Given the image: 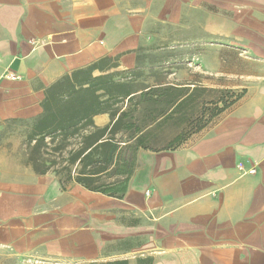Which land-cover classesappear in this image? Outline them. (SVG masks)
I'll return each mask as SVG.
<instances>
[{
  "label": "crops",
  "instance_id": "obj_1",
  "mask_svg": "<svg viewBox=\"0 0 264 264\" xmlns=\"http://www.w3.org/2000/svg\"><path fill=\"white\" fill-rule=\"evenodd\" d=\"M210 40L260 61L230 73L245 96L186 146L141 150L123 197L63 186L2 145L64 76ZM0 264H264V0H0Z\"/></svg>",
  "mask_w": 264,
  "mask_h": 264
},
{
  "label": "trees",
  "instance_id": "obj_2",
  "mask_svg": "<svg viewBox=\"0 0 264 264\" xmlns=\"http://www.w3.org/2000/svg\"><path fill=\"white\" fill-rule=\"evenodd\" d=\"M106 61L101 60L87 69L75 71L55 83L46 92L43 113L36 119L33 138L44 142L47 137L54 141L57 135L62 136L64 143L59 145L57 151H63L70 145L67 143L68 132H71L72 137L87 132L79 148L69 153L67 161L70 166L56 171L63 186L74 182L93 192L123 197L135 171L140 150L161 152L179 149L188 136L198 134L212 125L246 93L245 89L236 92L201 88L200 92L205 93L206 98L195 103L193 96L198 88L189 91L161 86L137 91L131 83L116 82L112 74L93 77L100 64ZM125 100H128L129 107L122 109L120 105ZM184 104H195V110L181 119L182 132L163 148H157L152 134L162 129ZM195 111L198 114L208 111V119L196 125L204 115L196 117ZM100 115L110 117L109 125L98 128L94 124V118ZM77 163L80 169L73 178L72 168ZM110 172L115 177L122 176L123 180L113 185L100 182L101 177Z\"/></svg>",
  "mask_w": 264,
  "mask_h": 264
},
{
  "label": "rangeland",
  "instance_id": "obj_3",
  "mask_svg": "<svg viewBox=\"0 0 264 264\" xmlns=\"http://www.w3.org/2000/svg\"><path fill=\"white\" fill-rule=\"evenodd\" d=\"M224 46L225 44L213 43L211 40L210 42H207V44H200L199 47L197 44H193V49L189 52L191 57H187L184 53L186 49L185 44H178L170 50L168 44L162 43L159 48V53H161L162 56L160 58H149L148 60L141 59V65L132 71H124L120 69L118 60H107L104 64H100L99 69L93 73V77L112 74V79L116 82L131 83L137 91L154 89L161 86L185 88L189 91L198 88L195 89L196 92L194 93L193 98L195 103H199L206 98V94L200 92L201 88L214 90L226 89L234 90L236 92L244 90V79L235 76L236 74H232L231 76L230 73H243L253 69L255 67L254 65L260 64L259 60L237 57L235 56L234 52L236 51L234 49L232 50ZM152 50H155L154 46ZM169 51L176 52L177 58L170 59ZM146 61L152 63V65H154V63L157 65L145 67L144 63ZM97 71H100L102 74L95 75ZM194 106L195 104H184L180 106L162 129L154 131L152 136H154V140H156L155 146L157 148H163L168 144V141H172L180 134V132H182L183 123L181 119L190 115L193 109L195 110ZM120 107L122 109H127L129 107L128 100H125ZM195 115L196 117L199 116V118L204 115L199 123L196 124L200 125L208 119L209 112L205 111V114H198L195 111ZM95 118L94 124L98 128H103L110 123L109 116V123L104 126L97 125L95 123ZM36 119L15 122L8 125L1 140L2 145H4L8 152L17 158L18 161L30 165L35 173L42 175L41 172L47 171L46 174L52 173L57 177L56 171L70 166L67 161L69 153L79 148L81 139L83 136H86L87 132H81L74 137H72L71 132H68L69 137L67 143L70 145L63 151H57L59 145L64 143L62 136L59 137V135H57L58 137L54 141L47 137L44 142H41V140H38L37 138H33L32 135L36 125ZM218 120L200 133L188 136L189 138L181 147L186 146L195 137L211 128L218 122ZM119 137L120 136L118 135L117 138ZM120 164L122 165L123 162L120 161ZM135 167H137V164ZM79 169V163L73 166V178L77 176ZM121 180H123L122 176L115 177L113 173L110 172L107 175L102 176L100 182H103L105 185H113Z\"/></svg>",
  "mask_w": 264,
  "mask_h": 264
}]
</instances>
